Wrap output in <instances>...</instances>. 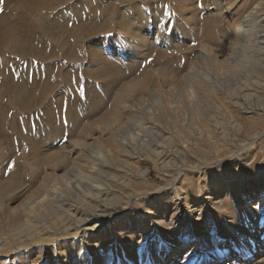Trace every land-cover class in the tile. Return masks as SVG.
I'll return each instance as SVG.
<instances>
[{
  "label": "rangeland",
  "instance_id": "374dc122",
  "mask_svg": "<svg viewBox=\"0 0 264 264\" xmlns=\"http://www.w3.org/2000/svg\"><path fill=\"white\" fill-rule=\"evenodd\" d=\"M29 1L0 0V264H264V0H103L108 34L78 51L89 5L41 28ZM67 203L100 230L67 235Z\"/></svg>",
  "mask_w": 264,
  "mask_h": 264
},
{
  "label": "bare ground",
  "instance_id": "6f19581e",
  "mask_svg": "<svg viewBox=\"0 0 264 264\" xmlns=\"http://www.w3.org/2000/svg\"><path fill=\"white\" fill-rule=\"evenodd\" d=\"M71 0H30L29 2V6H27L26 5V7L24 8V11H27V14H25V16H26V19L28 20L29 19V21L31 20V19H36V20H34L36 23L37 22H39V23H37V27H41L42 28V26L40 25V21H42V19H43V17L45 16V14H49L50 16L53 14V13H55L59 8H61L62 6H65V5H67V3H69ZM85 4H87V8L89 9V13H88V16H91L92 18H94L95 20V22L96 23H94L90 28V31H88V30H86L87 28L85 27L84 29H80V30H76V31H74L73 32V34L71 35L72 37H73V40L72 41H74V48L75 49H77V51H78V49H80L79 47H80V45L81 44H83L84 43V40H86L87 38H90L92 35H94V38H97V37H99V36H104V35H107L108 34V27H107V23L104 21L105 19V16H107L106 15V12H107V10H109L110 11V9H112V7H113V5H110V4H112V3H109V4H107V7L105 8V9H103L102 7H103V5H105V4H103L102 2H103V0L102 1H100V0H82ZM135 1V0H134ZM137 1V0H136ZM138 1H140V0H138ZM148 1H150V0H148ZM161 1V0H160ZM253 1V0H252ZM111 2V1H110ZM114 2V1H113ZM115 3V2H114ZM251 3V0H246V1H244V5L245 6H247L248 4H250ZM24 4V3H23ZM38 5L37 6V8L36 7H31L32 5ZM241 5V4H240ZM102 8V9H101ZM115 9V8H114ZM21 10V9H20ZM19 10V11H20ZM114 11V10H113ZM112 11V12H113ZM21 12H22V10H21ZM116 12V11H115ZM57 13V12H56ZM24 14V13H23ZM111 14V13H110ZM21 15V14H20ZM48 15V16H49ZM109 16V15H108ZM114 16V15H113ZM20 17V16H19ZM109 18H111V17H109ZM20 19V18H19ZM101 19H103V20H101ZM117 20V19H116ZM21 21V20H20ZM23 22L25 21V20H22ZM153 21V20H152ZM252 18L251 17H246V19H245V22H244V24L243 25H240L239 27H238V29H237V31H236V41H235V44H234V47H233V49H236V48H239V47H242L243 46V44H244V42H246L247 41V39L249 38V37H251V35H252V33L254 32V30L252 29ZM2 22V21H1ZM27 22V21H26ZM25 22V23H26ZM254 22V21H253ZM4 23H6V22H4ZM24 23V24H25ZM261 23H262V27L264 28V15H263V18H262V20H261ZM3 24V23H2ZM27 24V23H26ZM153 24V23H152ZM209 24V23H208ZM160 25V24H159ZM207 25V24H206ZM7 26V25H6ZM22 26H23V24H22ZM31 27V26H30ZM83 27V26H82ZM81 28V27H80ZM6 29V28H5ZM13 27H12V29H11V31H6V33H5V31H2V33H1V36H2V38H3V36H7V37H12L11 35H12V33H14L13 32ZM15 29H16V27H15ZM34 29H36L37 30V28H36V26L34 25ZM79 29V28H78ZM22 30H24L25 31V28H23L22 27ZM209 30V29H208ZM15 31V30H14ZM18 31V30H17ZM207 31V30H206ZM7 32H9V33H11V34H7ZM20 32V31H19ZM23 32V31H22ZM90 32V33H89ZM209 32H210V30H209ZM18 34V33H17ZM19 35V34H18ZM261 36V44L262 45H264V33H262V34H260ZM70 36V35H69ZM94 38H92L93 40H94ZM72 39V38H71ZM91 39V40H92ZM2 40V39H1ZM11 40V39H10ZM4 41V40H3ZM19 43V42H18ZM7 44H8V41H7ZM10 44V43H9ZM24 44H26V43H24ZM28 44V43H27ZM13 45H15V44H13ZM17 45V44H16ZM15 45V46H16ZM43 45H44V41H41V40H39L38 42H37V44L35 43V44H33V49L34 48H36V54H37V58L36 59H45V57H46V55H47V52L49 51V48L47 47V45L48 44H46V42H45V54H42L43 53V51H42V47H43ZM28 46V45H27ZM70 46V45H69ZM17 47V46H16ZM24 47H26V46H24ZM65 48V47H64ZM264 48V47H263ZM38 49V50H37ZM72 49V48H71ZM25 50H27V49H25ZM64 50V49H63ZM69 50V49H68ZM81 50V49H80ZM83 50V49H82ZM15 51V50H14ZM17 51H18V48H17ZM51 51V50H50ZM33 52H34V50H33ZM70 52V51H69ZM50 53V52H49ZM79 53V52H78ZM20 55V54H19ZM52 55H56V51L54 52V53H52ZM80 55H81V53H79V54H77V55H75L71 60L74 62V63H77V62H79L80 61ZM82 57V56H81ZM198 59L199 60H202V61H204L205 60V54L203 53V52H201V54L198 56ZM4 125V124H3ZM0 128H1V124H0ZM54 158V155H50L49 156V158H48V160L50 159V160H52ZM47 160V161H48ZM9 174H10V172H8ZM240 182V181H239ZM16 185H17V182H16V180L15 179H13L12 177L11 178H8V179H5V180H3L1 183H0V195H1V199H0V201H2L1 203H2V206H1V208H0V216H2L3 215V213H2V211L4 210V207H7V206H9V202H10V200H12L13 202L15 201V199L13 198V197H11L10 196V194L13 192V191H15V189H16ZM88 187H90L91 189H93L94 187L93 186H89V185H87ZM175 187V186H174ZM260 188H264V183L262 184H260ZM89 188H87V190H88ZM90 190V189H89ZM260 192H262V191H260ZM176 194V193H175ZM91 195V194H90ZM89 196V195H88ZM179 196H181V195H179ZM86 197V196H85ZM175 197L177 198L178 197V195L176 194L175 195ZM96 198H97V196H96ZM17 199V198H16ZM90 199V198H89ZM160 199V198H159ZM17 201V200H16ZM83 201V200H82ZM157 201V200H156ZM34 203H36V202H34ZM64 203V202H63ZM62 203V204H63ZM162 203H164L163 201H162ZM161 203V204H162ZM27 204H29V203H27ZM81 204V203H80ZM186 204V203H185ZM66 205V207L67 208H69V209H71L72 208V210L74 211V213H75V218L74 219H66V222H65V224L67 223V225H68V232H67V235H73V238H75V237H77V236H79V233H85L86 234V232L87 231H90V232H96V231H99L100 230V227L101 226H99V225H96V226H93V227H89L88 228V226H90V217L92 216V215H94V213H95V210H84V209H82V208H80V207H78V206H76V205H73V204H70V203H67V204H65ZM220 205V204H219ZM161 207H163L162 205H160ZM63 207V206H62ZM92 207V206H91ZM160 207V208H161ZM258 208V207H257ZM27 209H29V207L28 206H25V208H22V211L25 213V211L27 210ZM94 209V208H93ZM190 209V208H189ZM6 210H8V208H6ZM158 210H160V209H158ZM157 210V211H158ZM68 211V210H67ZM173 211V210H172ZM175 211H177V212H175L174 214H173V212H172V215H171V219H174L176 216H177V213L179 212L177 209H175ZM191 211H194V210H191ZM190 211V212H191ZM9 212V211H8ZM70 213V212H69ZM73 213V214H74ZM169 213V212H168ZM72 214V215H73ZM150 214V213H149ZM166 215H169V214H166ZM185 215V214H184ZM67 217H68V215H67ZM183 217H180V219H182ZM18 219V216H13V221H16ZM34 220V219H33ZM15 223V222H14ZM171 223H172V220H171ZM173 224V223H172ZM62 225V224H61ZM28 228V231H27V233L28 234H32L33 236V238H35L34 240H32L31 242H28V243H30V245H31V243L32 242H36L37 241V235H36V233H35V230H34V227L32 226V225H30V226H28L27 227ZM65 230V229H64ZM73 231V232H69V231ZM63 235V234H62ZM88 235V234H87ZM31 236V235H30ZM192 241H194V242H196L195 241V239H193ZM44 242V241H43ZM194 242H192L191 244H193ZM41 243V242H40ZM39 243V244H40ZM34 244V243H33ZM195 244V243H194ZM29 245V246H30ZM188 245H190V244H187L186 242L185 243H182L180 246H179V248L178 249H183L184 248V246H188ZM22 246H25V244H23ZM28 246V247H29ZM177 249V250H178ZM10 251V250H9ZM12 252V251H11ZM242 251H239V252H237L236 254H235V258H237V259H240V258H242ZM248 258V257H247ZM224 260V259H223ZM220 261H222V258L220 259V258H217V259H215V260H213V261H209L208 263H211V264H220Z\"/></svg>",
  "mask_w": 264,
  "mask_h": 264
}]
</instances>
